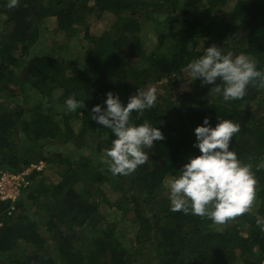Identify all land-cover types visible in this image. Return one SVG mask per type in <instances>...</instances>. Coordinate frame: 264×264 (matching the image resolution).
I'll return each instance as SVG.
<instances>
[{
    "label": "trees",
    "instance_id": "1",
    "mask_svg": "<svg viewBox=\"0 0 264 264\" xmlns=\"http://www.w3.org/2000/svg\"><path fill=\"white\" fill-rule=\"evenodd\" d=\"M8 2L0 0V177L42 161L61 167V180L48 183L33 169V184L22 188L15 204L0 200V264H264L258 223L264 222V86L257 80L244 97L229 101L211 92L213 84H205L201 96L182 90L188 63L203 54L199 43L224 44L264 70V0ZM50 19L69 41L84 33L83 57H67L56 43L49 53L34 51ZM103 19L107 28L92 33L91 24ZM157 86L163 94L157 93L155 105L134 110L130 119L159 127L163 139L146 149L149 159L134 171L113 175L85 154L88 147L106 151L114 139L91 109L106 107L109 91L127 103L139 88ZM73 94L84 104L69 111L65 100ZM205 117L212 126L219 118L239 124L230 148L261 187L257 210L222 224L173 211L165 186L189 156L200 154L194 129ZM75 151L76 159L69 156ZM105 184L121 193L117 201L109 199ZM101 205L130 223L132 243L123 242L128 235L120 240L117 221H105ZM33 208L35 221L28 216Z\"/></svg>",
    "mask_w": 264,
    "mask_h": 264
},
{
    "label": "clouds",
    "instance_id": "2",
    "mask_svg": "<svg viewBox=\"0 0 264 264\" xmlns=\"http://www.w3.org/2000/svg\"><path fill=\"white\" fill-rule=\"evenodd\" d=\"M17 3L18 0H9L8 7H15ZM187 70L195 79L202 78L203 84H213L211 92L220 94L225 101L244 97L248 85L257 80L264 86V70L257 68L251 56L243 52L234 54L215 44L204 48L202 55L191 60ZM156 101L155 87L139 88L127 103L109 91L103 102L106 107L96 104L91 109L92 118L111 129L114 135L111 147L106 150L113 175L134 171L149 159L146 149L154 141L163 139L159 127L148 121L137 124L130 119L134 110L142 113L152 108ZM81 104L84 101L76 99L74 94L65 100L69 111L77 110ZM194 131V146L198 147L200 154L189 156L179 174L167 181L170 206L173 211L191 212L222 224L252 205L256 178L251 167L240 160L234 148H230V139L239 131V124L219 118V122L212 126L210 118L205 117ZM47 168L48 165L41 161L16 174L26 173L28 185L25 187L29 188L33 184L29 177L32 170L43 174ZM258 223L264 229V222Z\"/></svg>",
    "mask_w": 264,
    "mask_h": 264
},
{
    "label": "rangeland",
    "instance_id": "3",
    "mask_svg": "<svg viewBox=\"0 0 264 264\" xmlns=\"http://www.w3.org/2000/svg\"><path fill=\"white\" fill-rule=\"evenodd\" d=\"M235 3V2H233ZM56 23L54 19H50L47 20V22L44 25V29H43V37L41 38V40L38 42V44L35 46L34 51L39 53V54H43L44 52L46 53L50 47L53 44H57L60 47H63L64 49H67L68 54L67 57H70L71 53H80V56L83 57L84 53L88 50V44L87 42L83 39L84 38V33L80 32V33H76L75 38L71 39V41H69L62 33H60L59 31L56 30ZM104 28H107V21H105L104 19L99 21V22H95L94 24H91V32L92 33H98L99 31L103 30ZM0 30H1V26H0ZM215 44L221 48H224V50H226L228 47L224 44H218V43H212ZM210 43V45H212ZM54 46V45H53ZM205 48V43H199V45L196 47L197 50L199 51H203V49ZM42 51V52H41ZM49 53V51H48ZM79 63V62H78ZM192 77L190 75V73L188 72V70L185 71V77H184V81L182 84V90L186 91V92H190L193 93V95H199L201 96V92L203 87H208L205 84H203L202 82L200 83V85L197 83L196 79ZM189 80H193V81H189ZM160 86L156 87L157 93H159L160 95H162L163 91L158 88ZM209 88V87H208ZM13 104V103H12ZM75 127L77 128L79 126V122L75 121L74 122ZM72 148H74V146L71 148L69 147L68 149H70V151H68L69 153H71ZM85 154L87 156H89L90 158H97L98 164L103 167V168H110L109 167V160L110 158L107 157L106 155V151L102 150L100 152H98V150H95V148L93 147H88L85 151ZM70 157L75 156H79V152L75 151L74 155L73 154H69ZM60 171H61V167L58 168H51L50 166H48V168L46 169V171L43 173V177H45V181L48 183H58L61 180V175H60ZM171 179L168 178L165 182V186L167 185V181ZM255 187V194H254V200L252 205L249 207L250 210H257L258 207L260 206V192H261V187L258 183V180L256 179V185ZM79 188V187H78ZM127 189V187L125 188ZM104 191L106 192L107 196L109 197V199L112 202H115L119 199V197L121 196V193L116 192L114 189H112L111 186H109L108 184L104 185ZM166 191L167 190V186H166ZM32 201L29 202V204H31ZM102 207L100 208V210L102 211V213L105 216V221L107 222H115L117 221V225H116V229H117V234L118 237L120 238V240H122L124 238L125 235H128V241L124 240L123 242L125 243V245L132 243L134 241V238L136 236V232L134 230L133 227H131L130 223H123L119 216H120V212H118L117 210L115 211V209L113 210L112 208L107 207V205H101ZM34 212V208L32 209V211H30L29 213V217L32 221H35L36 217L35 215H33ZM46 212L47 211H41L38 219H40L41 223H45V219H46ZM42 217V218H41ZM1 224V223H0ZM44 231V232H43ZM46 228L43 225V228L41 229V232L43 236H47V233L45 232ZM50 236V234L48 235Z\"/></svg>",
    "mask_w": 264,
    "mask_h": 264
},
{
    "label": "built area",
    "instance_id": "4",
    "mask_svg": "<svg viewBox=\"0 0 264 264\" xmlns=\"http://www.w3.org/2000/svg\"><path fill=\"white\" fill-rule=\"evenodd\" d=\"M41 169V167H38ZM26 173H4L0 177V200L16 202L23 187L28 185ZM14 209V207H12Z\"/></svg>",
    "mask_w": 264,
    "mask_h": 264
}]
</instances>
